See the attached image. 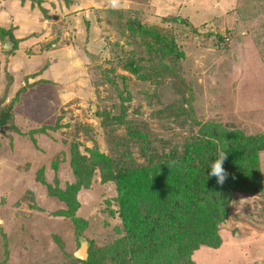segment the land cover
<instances>
[{
  "label": "rangeland",
  "instance_id": "374dc122",
  "mask_svg": "<svg viewBox=\"0 0 264 264\" xmlns=\"http://www.w3.org/2000/svg\"><path fill=\"white\" fill-rule=\"evenodd\" d=\"M129 20L183 56L131 74L122 53L150 66L145 40L157 45ZM0 29L14 38L0 39V112L13 115L0 135V264H65L81 240L96 252L124 236L106 162L129 138L124 122L160 153L205 124L264 135V0H0ZM258 166L261 192L232 194L219 246L195 250L194 264H264V151ZM77 187L75 210L60 196Z\"/></svg>",
  "mask_w": 264,
  "mask_h": 264
},
{
  "label": "trees",
  "instance_id": "16d2710c",
  "mask_svg": "<svg viewBox=\"0 0 264 264\" xmlns=\"http://www.w3.org/2000/svg\"><path fill=\"white\" fill-rule=\"evenodd\" d=\"M126 29L157 45L145 40L150 66H140L124 53L118 58L122 68L141 80H146L148 73L167 72L162 57L168 53L183 56L172 38L143 26L139 29L130 20ZM6 37L12 41V31L0 29V39L4 41ZM217 39L220 43L222 37ZM12 122L11 110L3 109L0 128L6 131ZM124 123L129 138L113 141L116 159L106 161L114 172L112 181L118 188L114 212L122 229L117 231L124 236L111 249L88 250L86 261L73 256L65 264H194L191 256L195 250L202 245L219 246L217 226L227 218L232 194L261 192L258 155L264 151V135H248L222 129L218 124H205L200 135L189 139L182 149L160 153L151 135L134 127L132 122ZM130 143L140 146L144 164L136 163ZM217 149L226 151L222 167L227 177L223 184H217L215 177L206 179L207 165L215 159ZM78 175L89 178L88 173L82 176L78 172ZM78 191V187L68 189L60 198L77 210ZM77 235L85 238L81 230Z\"/></svg>",
  "mask_w": 264,
  "mask_h": 264
},
{
  "label": "clouds",
  "instance_id": "9594fccd",
  "mask_svg": "<svg viewBox=\"0 0 264 264\" xmlns=\"http://www.w3.org/2000/svg\"><path fill=\"white\" fill-rule=\"evenodd\" d=\"M225 158H226V151L223 149H217L215 153V159L211 160L207 165L206 179L210 177H215L217 184H223L224 180L227 177V173L222 167Z\"/></svg>",
  "mask_w": 264,
  "mask_h": 264
},
{
  "label": "water",
  "instance_id": "95a60500",
  "mask_svg": "<svg viewBox=\"0 0 264 264\" xmlns=\"http://www.w3.org/2000/svg\"><path fill=\"white\" fill-rule=\"evenodd\" d=\"M6 41L8 42V40H6ZM10 48H11V45L7 43L5 45V50H8ZM4 132H5V128H0V135L3 134ZM88 249H89L88 242L86 240H81L80 248L74 254L75 258L82 260V261H86L89 257Z\"/></svg>",
  "mask_w": 264,
  "mask_h": 264
}]
</instances>
